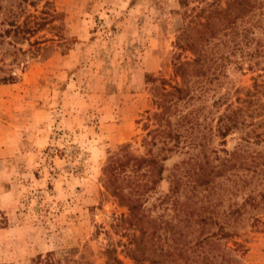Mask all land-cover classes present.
I'll return each instance as SVG.
<instances>
[{
    "label": "rangeland",
    "instance_id": "rangeland-1",
    "mask_svg": "<svg viewBox=\"0 0 264 264\" xmlns=\"http://www.w3.org/2000/svg\"><path fill=\"white\" fill-rule=\"evenodd\" d=\"M182 10L178 0H0V76L15 75L0 81V264H35L50 251L68 256L66 264H264V212L227 238L195 243L183 228L179 240L164 239L161 229L138 240V230L116 222L127 210L102 186L108 155L125 143L143 151V111L153 110L149 78L177 81ZM12 12L17 26L33 31L10 27ZM251 28L255 47L263 34ZM226 69L215 96L248 88L257 73L264 79V69ZM237 136L225 137L226 149ZM177 160L163 162V179L145 203L152 216ZM129 243L148 259H131Z\"/></svg>",
    "mask_w": 264,
    "mask_h": 264
},
{
    "label": "trees",
    "instance_id": "trees-1",
    "mask_svg": "<svg viewBox=\"0 0 264 264\" xmlns=\"http://www.w3.org/2000/svg\"><path fill=\"white\" fill-rule=\"evenodd\" d=\"M178 4L185 24L174 42L179 49L172 64L177 81L170 84L160 78L155 83L156 78H149L153 110L143 111V151L135 154L125 143L108 155L101 168L102 186L127 210L116 222L138 230V240H153L160 229L164 239L179 240L184 228L188 240L201 243L232 236L243 220L255 222L264 212V79L257 73L244 90L231 86L214 94L226 83L228 65L235 70L264 69V0H226L223 6L206 0ZM254 9L261 18L250 22ZM17 15L9 16L10 27ZM254 24L263 35L251 47ZM17 25L13 28L22 33L33 31L32 26ZM181 52L190 57L181 59ZM14 79L11 71L0 76L1 82ZM231 133L238 136L228 150L225 137ZM215 138L219 148L211 145ZM173 155L179 160L167 174L166 191L155 196L152 216L145 203L163 179V162ZM128 239L136 236L128 234ZM127 247L134 261L148 259L130 243ZM53 254L37 255L35 264H66L70 259Z\"/></svg>",
    "mask_w": 264,
    "mask_h": 264
}]
</instances>
